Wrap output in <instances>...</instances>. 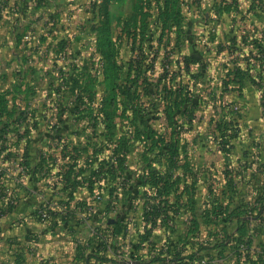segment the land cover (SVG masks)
Wrapping results in <instances>:
<instances>
[{"label": "crops", "instance_id": "obj_1", "mask_svg": "<svg viewBox=\"0 0 264 264\" xmlns=\"http://www.w3.org/2000/svg\"><path fill=\"white\" fill-rule=\"evenodd\" d=\"M105 1L0 0V264H186L172 258L197 249L181 240L199 219L202 188L219 193L246 156L257 155L235 136L212 134L264 122V0L181 2L169 17L161 0L144 15L134 4L130 67L122 65L120 81L130 75L127 114L136 117L115 172L100 161L123 134H21L54 121L55 104L86 106L64 92L76 78L81 94L91 57L101 66L91 72L104 93L100 115L107 88L97 28ZM90 21L96 51L86 57L71 50L77 36L66 33ZM138 105L153 136L144 135Z\"/></svg>", "mask_w": 264, "mask_h": 264}, {"label": "rangeland", "instance_id": "obj_2", "mask_svg": "<svg viewBox=\"0 0 264 264\" xmlns=\"http://www.w3.org/2000/svg\"><path fill=\"white\" fill-rule=\"evenodd\" d=\"M158 1L160 0H106L101 5V21L104 20L103 16H105V11H108V16L113 21L110 37L113 36L112 40L120 41L119 44H113V47H109L110 49L106 47V50H114L112 57L117 58V61L123 67L124 65H126L125 67H130V62L128 63L130 60V16L133 15L134 4L137 15H144L148 12L145 8L149 5L151 8L157 9ZM194 1L161 0V6L165 7L168 14H172L175 12L179 3ZM82 24L80 27L74 26L71 28L66 35L72 34V36H77V42L71 48L72 51L80 50L83 56L91 57L96 51L95 35L97 33L91 27L92 21L87 22L86 25ZM92 58L87 61L88 72L91 69V72H95V68H101L99 60L98 65L96 60ZM97 58L99 56H96ZM126 79L125 75L124 80L126 83L123 85L127 86L124 87L123 92L127 94L121 95L118 98L119 100L130 99V94H128V90H130V75L128 80ZM46 92L43 91L40 93V97H46ZM49 94L50 96L53 95L54 99L57 98L59 100L60 96L58 97L55 91ZM101 96H104L102 90L95 85L91 86L90 81L87 79V90L84 95V100H81L82 103L86 104L85 107H83V104L80 107L72 105L69 109L60 108L55 104L53 108L54 121L41 122L38 124V128L34 127V124H31L29 127H25V130L21 134H30V131L32 134H106L107 130L102 127V124L99 123L97 127L93 126L94 119L97 116L96 104L100 102ZM64 99L71 104H79L76 95H73L72 92H64ZM91 104L94 105L93 108ZM121 112L123 110L120 108L118 114ZM254 113L252 109L251 114L254 115ZM99 114L101 116V113ZM115 121L116 125H113L114 134H125L126 138L129 139L127 143L130 145V123H128L126 118L120 117L119 115L115 117ZM240 124L241 126L236 123L233 128L230 127L232 134L212 135L220 136L222 138L221 141L228 139L230 135L235 136L237 138L232 141H235L237 146L257 148V155L252 154L251 156H246L245 168L238 169V174H235V181L222 188L219 193L211 191L209 187L207 189L206 186L202 188V196L204 199L206 197V201L199 209V230L191 233L190 229L187 228L183 231L182 238L184 243V240L195 241L196 236H194V233H198L196 240L199 242L206 240L211 244L229 242V245L226 247L222 246L202 250L200 254L203 264H264V208L258 214L259 207L264 205L262 199L264 197V122H240ZM240 127L244 130L240 134L241 138L238 137L239 134H235ZM247 130L251 134H244ZM208 136L211 138L210 134ZM91 142L93 143L90 140L88 143L89 146H100L98 144H92ZM222 145L233 146L235 144L227 142ZM70 157L73 158L74 155L72 154ZM216 199H218V202L215 201ZM228 202L231 203L230 208L242 206L241 211L246 216L240 233H237L236 230L232 232L235 225L229 224L223 217L224 205ZM252 214H258V217L254 218ZM224 226L228 227L229 233H232L230 240H228L227 236L225 237L223 235ZM212 261L213 263H211Z\"/></svg>", "mask_w": 264, "mask_h": 264}, {"label": "trees", "instance_id": "obj_3", "mask_svg": "<svg viewBox=\"0 0 264 264\" xmlns=\"http://www.w3.org/2000/svg\"><path fill=\"white\" fill-rule=\"evenodd\" d=\"M166 11V15L169 17L171 14L167 13ZM174 14V13H172ZM105 16L104 20L102 21L101 25L99 26L98 29V33H99V50L102 53V59L105 61L106 64V78H105V84H106V88H107V96L106 98H104V102L105 104L102 106V110L101 113L102 115H98L96 116V118L94 119V123L93 126L97 127L99 126V123L102 124V126H104L105 130H107V135H109V137L112 139V136L114 135V126L116 125V121H115V117L117 112L119 111V104H122L124 106L123 112H121L119 114L120 117H124L127 119L128 123H133L135 121V113H133L130 116V113L127 114V110L130 109V106L127 107V105H129L130 103V99L126 98L124 100H119L118 98L121 95H125L127 94L126 92H123L124 87H126L127 85H123L124 83H122L120 81V73H121V66L120 64H118L117 58H113V51L111 50H106V47H113V44H119L120 41H116V40H112V37H110V19H109V14L108 11H105L104 13ZM110 49V48H109ZM118 56V55H117ZM87 79L90 81L91 86L92 85H96V78L95 75H93L91 72L88 74V76L86 77V80H82L81 79V83H80V92L81 94H78V90L76 89L77 84H78V79L74 78V84L72 85L71 91L72 93L76 94L77 100H84V95L86 93L87 90ZM76 87V88H75ZM83 93V94H82ZM128 94H130V90H128ZM92 108L94 107L93 104H91ZM138 114L142 117V124L145 126L143 131L146 136H153L154 132L150 129V126L148 124V121L146 119V115H145V110L142 109V107L140 105H138ZM131 121V122H130ZM95 130V129H94ZM129 139L126 138V135L123 134L119 137L118 142L115 146V149L113 150V155L109 158V160L107 161V159L100 161V167L103 169H106L107 173H113L116 170L120 169L122 166V163H124V159H125V153L128 151V142ZM162 141V140H161ZM161 143V142H160ZM176 146L175 144H172V147ZM97 151L100 150L96 149ZM2 177V173L0 172V178ZM263 201H264V197H262ZM216 202H218V199L215 200ZM230 202H228L226 205H224V210H223V217L225 218V221L229 222V224H233L234 222L237 223V227H236V232L240 233L243 224L245 222L246 216L242 213L241 211V207L242 206H237L235 208H230ZM264 208V205L259 207V213H261L262 209ZM3 209H1L0 214H2ZM4 213V211H3ZM258 214H252L254 218L258 217ZM249 217V216H248ZM194 228V229H193ZM199 220L198 219H193V223H192V227L190 228V232L193 233V231L199 230ZM223 235L226 237H228V240H230L232 238V233H229L228 231V227L224 226L223 228ZM193 235V234H192ZM194 236H196L195 238H198V233L195 234ZM195 239V241L193 240H184L185 243L183 242V238H182V243L183 245H186L187 243H192L193 245H197V249L194 250L193 252H191L190 254H186L183 255L182 253H184V250L181 251V254L176 255L175 257L172 258V260L176 259L178 261H183L186 264H189L191 261H195L198 260L197 264H203L202 260H201V254L200 252L202 250L208 249V248H216V247H226L227 245H229V242H225V243H214L211 244L209 241H203V242H199ZM199 245V246H198ZM90 258H87L83 264H88ZM213 263V262H212Z\"/></svg>", "mask_w": 264, "mask_h": 264}]
</instances>
